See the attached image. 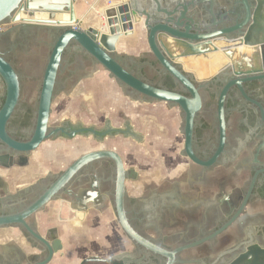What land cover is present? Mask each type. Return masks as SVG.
Instances as JSON below:
<instances>
[{"label":"flooded vegetation","instance_id":"1","mask_svg":"<svg viewBox=\"0 0 264 264\" xmlns=\"http://www.w3.org/2000/svg\"><path fill=\"white\" fill-rule=\"evenodd\" d=\"M218 1L223 8L215 9L212 16L206 11L208 8L195 7L183 17L173 14L175 23L169 24V27L180 33L206 35L243 21V10L233 8L232 2L228 3L227 0ZM145 2L150 3L149 0ZM221 16V22L211 25L214 18L218 22ZM159 19L152 25L163 23ZM9 29L0 28V33ZM143 31L146 39L148 30L144 26ZM229 36L234 37L235 34ZM52 42V38L34 31L0 37V53L18 73V56L28 58L32 51L35 59L34 64H24L27 77L21 76L20 100L6 125L7 135L15 142L25 143L32 137L38 92L34 100H27L28 96L23 97V90L26 88L28 93L33 92V83L36 82L34 72L43 51L48 50L45 66ZM167 45L171 46V41L167 40ZM210 46L200 48L211 49ZM232 46H236L237 50L240 48L238 43ZM172 54L179 61L177 69L189 76L188 80L200 97L201 106L194 118L192 153L201 162H208L218 153L216 160L202 167L185 156L184 113L177 106L166 103L168 108L174 110L173 117L178 120L181 141L174 146L176 154L186 163L181 168H162V174L158 175H141L136 168L127 167L111 146L116 137L143 146L142 136L136 132L129 118L121 120L120 129H128L134 137H50L28 153L9 149L0 142V217H10L13 221L0 225V264H41L45 260L46 247L31 238L28 229L48 242L51 250L57 248L54 240L59 241L61 248L46 263L51 264L54 258H61L62 255L60 231L66 228L71 237L76 236L82 229L80 222L84 218L86 220L89 214H101L103 211L114 219L123 236L122 251L107 257L91 254L76 264H264V71L250 74L241 71L236 75L231 68H224L211 78L197 81L226 64V59L217 66L218 60L212 57L213 62L205 66L195 57L180 59L176 53ZM91 63V58L81 51L69 50L63 55L57 74L58 86L50 106L48 132L56 129L67 131L76 125L93 127L95 130H101L107 123L112 126L108 113L95 108V88L90 85V80L86 87L81 84L82 78H85L82 69ZM228 63L236 64L234 59L232 62L228 60ZM261 64H264V60ZM123 65L152 86L191 97L179 82L163 71L153 56L151 59L144 55L135 60L125 59ZM183 67L194 74H189ZM148 73L152 78H148ZM74 85L77 86L72 88L75 89L72 92L73 100L70 99L66 106L62 105V99L71 95L67 91ZM226 86L228 89L222 105L224 138L221 143L218 106ZM126 90L130 92L127 97L133 96L131 90ZM2 103L1 84L0 108ZM53 108H59L60 118L51 126L49 122ZM98 113L102 118L101 127L95 125ZM57 141L62 143L59 151L47 148L39 152L42 145ZM51 151L59 152L60 161L49 167L42 157L52 156ZM94 151H111L121 160L125 172L123 217L130 232L139 238L138 243L117 223L115 163L112 159L94 160L81 166L42 208L35 213L25 214L70 164ZM128 152L130 155L137 154L136 150ZM49 209L53 211L54 223L43 228L40 217L49 213ZM81 210L83 215L78 216ZM103 249L110 250L108 247Z\"/></svg>","mask_w":264,"mask_h":264},{"label":"water","instance_id":"2","mask_svg":"<svg viewBox=\"0 0 264 264\" xmlns=\"http://www.w3.org/2000/svg\"><path fill=\"white\" fill-rule=\"evenodd\" d=\"M149 1L150 3L147 4L145 0H125V2L123 1L118 6L106 9L104 13L106 27L104 31H101L93 27L84 29L81 26V20L76 17L74 10L76 0H0V28H10L5 33H0V37L34 31L43 33L47 38L53 39L45 66L44 63L48 50L43 51L41 61L34 72V80L36 82L33 83V92L28 93L26 88L23 90V97L28 96L27 100H34L38 92L35 128L31 139L25 143H18L12 140L6 133V125L20 100L21 76L23 78L27 77L24 64L28 62L34 64L35 59H33L32 51H30L28 58L18 56L17 67L20 75L13 64L0 53V85L2 84L3 91V103L0 108V142L9 149L28 153L36 150L41 143L50 137L52 139H55L57 136L71 138L75 135H91L99 139L106 135H131L134 137L133 133L128 129L111 128L108 123L101 130L76 125L70 127L68 129L70 130L69 132L63 129L48 132L47 124L50 106L55 95V89L58 86L57 74L63 62V55L69 50H75L81 51L91 58L92 63L89 66H99L100 80L109 88L110 94L119 100L161 105H165L164 103H166L177 106L182 110L184 113L183 151L185 156L199 166L207 167L211 165L216 160L218 153L208 162H201L191 150L194 118L201 106L197 89L188 80L189 76L177 69V62L167 55L161 47L159 39L161 37L169 38L173 41L175 49L185 47V49L192 52V55L185 53L180 55V59L202 55L199 47L203 44L220 42L229 50L234 43H238L241 46L254 48V55H241L235 66L228 63L221 69L231 68L232 72L236 75L241 74V71H244L243 73L245 74H250L253 71H264V64H261L262 60H264V0H227L228 3L232 2L231 6L233 8L238 7L244 11L245 17L243 21L233 27L214 31L206 35H191L187 32L180 33L169 27V24L175 23L173 14H179V16L183 17L185 13L193 10L195 7L203 10L208 8L206 11L212 16L215 9L220 10L223 8L218 0ZM157 18H160L159 20L163 23L153 26L152 24ZM222 18L223 16L220 17L218 22L214 18L211 25L221 22ZM139 23L148 30L146 42L149 52L144 56L150 59L153 56L163 71L179 82L189 92L190 98L152 86L135 75L132 69H128L123 65V60H135L138 57L118 55L116 53V45L122 36H133V24L137 25ZM229 34H235V36L231 37ZM194 42H198V44ZM89 66L87 65L86 67ZM253 66L254 69L252 68ZM148 76L149 79L152 78L150 73H148ZM126 89L131 90L133 96L127 97V93L130 92ZM227 89L228 86L223 89L218 106L221 143L224 138L222 105ZM171 112L173 117L175 112L172 109ZM173 123L178 135L179 129L176 117H173ZM180 141L178 135V142L180 143ZM106 158L112 159L115 163L114 182L116 185L115 210L117 223L134 241L140 242L139 238L130 232L123 217L122 199L125 172L119 156L111 151H94L75 160L25 214L35 213L42 208L61 186L70 181L81 166L94 160ZM89 206L90 204L87 205V207ZM82 215L83 211H78V216ZM11 222L13 221L10 217H0V225L10 224ZM20 223L24 227H27L24 222ZM40 223L43 228L53 225L52 209H49V213L45 216L40 217ZM80 224L82 229L76 236L71 237L66 228L60 231V240L63 244L62 255L61 258H54L51 264H76L77 261L91 254L107 257L108 255H115L122 251L124 246L123 236L116 222L107 211H103L101 214H89L86 220L84 218ZM28 231L31 238L44 244L47 249V257L41 264L50 262L52 257L61 248L59 241L54 240V245L57 248L51 250L48 242L31 229H28ZM105 247L110 248V250L103 249Z\"/></svg>","mask_w":264,"mask_h":264},{"label":"crops","instance_id":"3","mask_svg":"<svg viewBox=\"0 0 264 264\" xmlns=\"http://www.w3.org/2000/svg\"><path fill=\"white\" fill-rule=\"evenodd\" d=\"M107 2H111V4L108 6ZM95 3L97 4L93 6ZM121 3H123V0H76L74 4L75 15L81 20L83 28H97L98 25L94 23L96 18L87 16V13L93 11L94 14H98L97 19H102L105 22V18L101 16L102 12L108 8L118 6ZM91 6L92 9L90 10ZM132 30L134 33L133 36H122L119 39L116 45V53L118 55L139 57L138 55L141 50L139 53L133 55L134 50L127 43H130V40L134 37L140 39L138 30H143V25L140 23L137 25L133 24ZM82 72L85 74L86 79L82 78L83 81L81 84L86 87L90 80V85L95 88V108L101 112L106 111L108 113L109 120L113 126L110 125L111 128L120 129L121 120L129 118L136 132L142 136L141 145L143 146H138L129 140L119 137L113 138L112 140L111 146L120 154L127 167L136 168L141 175L152 176L162 174V168L171 170L173 168H181L185 165V160L179 159L180 157L176 154L174 147L179 142L170 108L161 104L121 101L115 96L108 94L110 90L100 80L98 65L86 67ZM76 86H71V89L67 91V94L69 93L71 95L68 98L64 97L65 99H62V105L66 106V104H69L73 100L74 95L72 92L75 89L72 88ZM102 124L101 115L98 113L95 125L101 127ZM129 150H136L137 154L130 155ZM52 153V156L48 157L49 167H52L56 160H58L56 155L59 152ZM42 159L44 158L42 157Z\"/></svg>","mask_w":264,"mask_h":264},{"label":"rangeland","instance_id":"4","mask_svg":"<svg viewBox=\"0 0 264 264\" xmlns=\"http://www.w3.org/2000/svg\"><path fill=\"white\" fill-rule=\"evenodd\" d=\"M123 1H125V0H123ZM108 3V2H107ZM109 3H111V2H109ZM108 3V4H109ZM107 5V4H106ZM92 8H90V10H91ZM94 9H96V8H94ZM95 15L96 14H94L93 13V11H91V12H88L87 13V16H93L94 18H96V20L94 21V23L96 24V25H98V27L96 28V27H94V28H96V29H101V31H104L105 30V27H106V23L105 22H103L102 21V19L100 20L99 18L97 19V15H96V17H95ZM106 21V20H105ZM94 24V25H95ZM82 26V25H81ZM103 28V29H102ZM84 29H86V28H84ZM138 33H139V36H140V39H137V38H132L131 40H130V43H127V44H129L130 45V47L134 50V53H133V55L134 54H137V53H139L140 52V50H141V52L139 53V55L138 56H142V55H146V54H148V52H149V50H148V46H147V42H146V39H145V34H144V31L143 30H141V31H139L138 30ZM137 33V34H138ZM166 39V40H165ZM167 40L168 41H171L172 43H173V41L171 40V39H169V38H165V37H161L160 39H159V42H160V45H161V47L164 49V51L167 53V55L170 57H172V59L175 61V62H177V63H179V61H177L176 60V57H174V55L172 54L173 53V51H172V49L170 48V47H168L167 46ZM140 47V48H139ZM225 48H226V46H224ZM195 49H196V47H195ZM175 50V55H177V57H179L180 55H183L184 53L185 54H187V55H192V52H190L188 49H185V47L184 48H182V49H174ZM211 57H212V55H210ZM182 59V58H181ZM197 59V58H196ZM197 61L199 62V63H201V62H203L204 64H205V66H207L208 65V61H203V60H199V59H197ZM209 63H210V61H209ZM180 64L182 65V63L180 62ZM228 63H226V64H224L223 66H221V67H219L215 72H213L211 75H209V76H206V77H203V78H201V79H196L197 81H201V80H204V79H207V78H211L214 74H216L221 68H223L224 66H226ZM183 66V65H182ZM183 69L186 71V72H188V73H190V74H194L192 71H188V70H186L184 67H183ZM108 94H110V92L108 93ZM59 110V108L58 109H53V114H52V116H51V120H50V125L51 126H53L54 124H56L57 123V121H58V119L60 118V111H58ZM62 143L61 142H59V141H57L56 143H53V144H48V143H46V144H44V145H42L41 146V150L39 151V152H42L43 150H46L47 148L49 149V148H52V149H56V150H58L59 151V149H61V148H59V146L61 145ZM67 144H69V143H67ZM64 145V144H63ZM44 159H42L44 162L45 161H47L48 162V156L46 157H43ZM46 158V159H45ZM56 158H58V160H56V163L57 162H59L60 161V156L59 155H57L56 156ZM58 164V163H57Z\"/></svg>","mask_w":264,"mask_h":264},{"label":"bare ground","instance_id":"5","mask_svg":"<svg viewBox=\"0 0 264 264\" xmlns=\"http://www.w3.org/2000/svg\"><path fill=\"white\" fill-rule=\"evenodd\" d=\"M213 43V45H212ZM215 44H217L218 46H216ZM208 44H203L201 46H207ZM209 45H211L210 47H212L211 49L207 48L205 49L204 47L203 48H200L199 47V50L202 52V55L200 56H192V57H195L199 60H203V61H210V62H213L212 61V57L216 58L218 61H217V66H219L220 63H223L226 59V63H228V60H232L234 59V63H236L237 61V57L239 58L241 55H254L255 53V49L254 48H251V47H245V46H240L239 50L241 49V51L239 52V50H237V47L236 46H231L229 48V50H227L224 45L220 42H211ZM168 47H170L173 51V53H175V45L174 43L171 42V46L167 45ZM238 52V53H237ZM237 54V55H236ZM239 54V55H238ZM209 55H212L209 56ZM224 58V59H223ZM232 65H236V64H232Z\"/></svg>","mask_w":264,"mask_h":264},{"label":"built area","instance_id":"6","mask_svg":"<svg viewBox=\"0 0 264 264\" xmlns=\"http://www.w3.org/2000/svg\"><path fill=\"white\" fill-rule=\"evenodd\" d=\"M109 3V2H108ZM97 3H95L93 6H95ZM111 3H109L108 4V6L110 5ZM90 8H92V6L90 7ZM104 13H105V10L102 12V14H101V16L103 17V18H105V15H104ZM105 20H106V18H105Z\"/></svg>","mask_w":264,"mask_h":264}]
</instances>
